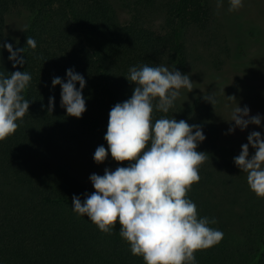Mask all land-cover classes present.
<instances>
[{
  "label": "trees",
  "instance_id": "1",
  "mask_svg": "<svg viewBox=\"0 0 264 264\" xmlns=\"http://www.w3.org/2000/svg\"><path fill=\"white\" fill-rule=\"evenodd\" d=\"M217 17L213 0H0V44L25 48V63L14 67L0 47V72L32 76L23 93L29 112L0 141V264H145L120 237L119 222L111 234L100 231L73 211L72 197L83 202L95 191L92 174L131 163L115 161L110 152L102 164L94 160L99 146L108 147L110 110L133 94L129 68L164 65L189 75L191 37L219 48L212 41ZM28 36L37 42L35 50L26 47ZM216 57L221 66L222 56ZM70 68L86 80L82 118L67 114L61 87L52 86L54 77L67 82ZM190 79L194 89L181 90L175 106L167 114L154 111L153 118L200 125L206 136L197 148L207 155L201 179L187 195L199 216L216 220L210 227L222 231L223 239L197 251V264H264V198L250 190L234 163L239 147L221 138L224 97L211 93L213 105L204 99L211 94H201Z\"/></svg>",
  "mask_w": 264,
  "mask_h": 264
},
{
  "label": "clouds",
  "instance_id": "2",
  "mask_svg": "<svg viewBox=\"0 0 264 264\" xmlns=\"http://www.w3.org/2000/svg\"><path fill=\"white\" fill-rule=\"evenodd\" d=\"M229 11L243 7L244 0H228ZM223 0H217L221 7ZM10 53L13 66H23L25 48L0 44ZM26 47L35 50L37 42L28 36ZM126 79L134 83L132 96L115 104L109 112L104 139L94 153V160L102 164L111 157L117 162L129 161L127 167L114 171L105 169L104 175L92 174L90 181L94 192L85 194L83 202L73 196V211L87 218L104 233L111 234L117 222L119 235L130 245L134 256L143 258L145 264H197L195 253L218 245L223 232L210 227L215 219L199 216L197 205L188 198L194 183L201 179L199 167L206 159L197 150L206 136L200 125H189L175 118L154 119V111L167 114L181 96V90L191 92L190 76L167 66H132ZM32 76L19 70L5 75L0 72V141L14 134L19 123L29 112L30 101L23 93L30 86ZM79 84V88H77ZM59 85L61 107L69 116L82 118L86 112L83 90L84 76L74 69L67 70V82L60 77L52 79ZM213 105L214 95H205ZM55 107V97L49 98L48 111ZM264 117L250 116V109L236 107L231 114L235 126L242 131L250 124L264 127ZM255 149L251 155L249 146ZM235 165L246 174L247 184L257 197L264 198V136L253 131L248 143L242 145L234 157Z\"/></svg>",
  "mask_w": 264,
  "mask_h": 264
},
{
  "label": "rangeland",
  "instance_id": "3",
  "mask_svg": "<svg viewBox=\"0 0 264 264\" xmlns=\"http://www.w3.org/2000/svg\"><path fill=\"white\" fill-rule=\"evenodd\" d=\"M213 4L220 24L214 29L212 41L219 42V48L209 46L208 41L203 42L197 36L191 37L189 75L201 94L220 93L224 97L218 113L221 138L241 151L251 132L259 131L264 136V127L254 124L243 131L237 127L234 133H229V128L235 126L230 122L231 114L238 106H247L250 116L264 117V0H244L243 7L237 11L228 10V0H223L221 7L217 6V0ZM120 9L121 16L127 17L126 10ZM217 55L224 60L221 66H217L220 63ZM249 152L250 157L255 154L251 145Z\"/></svg>",
  "mask_w": 264,
  "mask_h": 264
}]
</instances>
